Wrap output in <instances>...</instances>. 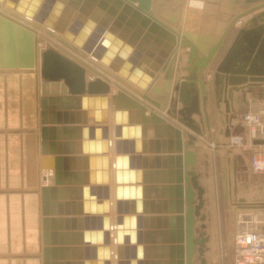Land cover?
Returning a JSON list of instances; mask_svg holds the SVG:
<instances>
[{
	"label": "water",
	"instance_id": "1",
	"mask_svg": "<svg viewBox=\"0 0 264 264\" xmlns=\"http://www.w3.org/2000/svg\"><path fill=\"white\" fill-rule=\"evenodd\" d=\"M203 3V0L190 2L188 10L190 14L187 16L184 31L180 33L167 26L165 22L171 26L179 25L184 0H0V19L12 22L20 32L27 33L33 41L34 59L22 64V67L37 73L38 57L40 61L42 153L56 154L55 185L41 186L45 229L49 222L47 216L49 192H55L56 185L61 183V163L62 160H67L55 150L54 143L50 148L47 146L48 132L52 134L54 131V128L45 126L48 122L53 123L45 117L47 103L52 104L54 100L52 96H48L50 94L47 88L62 87L63 90L59 94L72 95L79 102L80 95L83 94H102L105 101L106 95L111 91L112 77L115 79L114 85L118 88L112 95L116 105H119V100H125L128 108L136 110L139 115L138 122L142 124L143 138H146L147 129L152 125L155 138L150 140V143L155 146L156 153H170L168 156L157 154L155 160L157 166L169 160L173 183L169 188L174 190L169 200L149 202L148 187L140 185V172L138 186H128L134 179L132 176L129 177L124 169L136 162L137 168L147 167L148 158L140 154L146 152L147 141L143 140L141 149L131 148L130 153L137 152L138 156L132 155L129 158L124 156L127 159L124 163L123 155L119 153L121 145L118 139L121 131L116 126L114 135L117 156L114 166L118 185L115 207L119 214L116 221L118 229L116 239L119 245L115 264H136L129 262L130 258L135 257V251L130 253L123 246L129 242L128 234L124 232L129 221H132L133 227L137 222L139 244L143 240L148 242L147 235L151 232L145 229L149 226L155 227L156 223L157 227L164 224L170 228L168 232H164L169 235L171 242V259H166L165 264L209 263L206 252L209 250L207 242L210 236L206 231L207 215L203 212L206 202L205 188L199 182L195 151L199 138L210 140L212 135V118L208 109L209 88L204 75L210 70L227 35L236 23L253 13L239 28L213 74L214 100L221 116L220 123L237 118L238 112L233 105L235 96L242 93L243 99H246L248 92H253L257 87H264V0H207L205 7L208 5L216 9L210 16L215 18L219 11L217 17L222 20L219 34L213 37L209 35L212 30H205L206 28L203 33L196 32V29L201 28L198 26L201 18H196L192 14L194 7L200 8L204 6ZM93 4H98V7L90 16L92 21L86 20L81 13H87L86 6L93 7ZM2 10L11 13L12 16ZM76 11L78 19L69 25V17ZM155 12L158 15H155ZM212 18L204 20L205 23L212 25ZM91 27L94 28L93 31ZM39 29L54 39L47 41L41 48L38 47ZM178 48L185 49L188 56L186 64L178 68H182L185 73L177 76L178 79L174 81L175 71L169 66L172 52ZM181 58L179 57L178 61ZM143 64L147 68H144ZM160 71L165 79L161 86L156 83L157 73ZM87 72L91 73L89 79ZM222 102L225 104V110L222 109ZM178 103L181 104L180 107ZM147 111L148 114H144ZM117 112L116 110V124ZM195 115L198 119L194 117ZM104 121L105 119L102 120ZM160 129L166 131L167 136H162ZM230 135L228 128L226 136ZM104 136L108 137L106 130ZM137 136H140L139 129ZM184 137L187 139L185 142ZM107 166L109 167V164ZM43 168L52 167L44 164ZM225 176V183L228 185L227 168ZM144 182H147V172L144 175ZM151 188L159 189L158 186ZM122 198L124 201H121ZM127 198L131 199L130 205L126 201ZM149 207L151 212L172 214L169 216L143 214L149 213ZM127 212L138 213V216L129 218L123 215ZM109 221L108 218V224ZM45 245L43 264H51L48 242L45 241ZM139 249L137 255L141 259L143 257L141 245ZM107 259V264H112L109 246ZM139 264L162 263L160 260L155 262L146 258L143 262L140 260Z\"/></svg>",
	"mask_w": 264,
	"mask_h": 264
},
{
	"label": "crops",
	"instance_id": "2",
	"mask_svg": "<svg viewBox=\"0 0 264 264\" xmlns=\"http://www.w3.org/2000/svg\"><path fill=\"white\" fill-rule=\"evenodd\" d=\"M69 5V4H68ZM98 4L93 7L86 6L87 13H81L86 20L91 19ZM74 13L69 25L77 18ZM207 17H202L201 27L205 26ZM187 19H181L179 25L186 26ZM200 22V21H199ZM85 23V21H83ZM42 31H38V47L41 48ZM41 36V37H40ZM187 51L180 49L172 52L170 68L174 72V81L185 71L180 68L186 64ZM179 57L182 59L179 60ZM33 41L25 32H20L15 24L8 20L0 19V264H43L45 241L48 242L49 261L57 264H107V248H111V262L117 260L118 242L116 239L118 229L116 226L117 202L115 177V111L117 110L121 123L119 127H126L129 133L122 140L131 148H142V142L147 141L146 152L140 154L148 158L147 167L137 168V162L127 166L129 177H133L132 186H138L137 179H141V186H147V200L171 199L174 190L169 188L172 181L169 160L164 164H156L155 156H168L170 153H156L150 140L155 138L154 128L150 125L146 138L142 136V124L138 122L139 115L136 110H130L125 100H119V105L113 101L112 95L117 91L111 84V91L107 96L106 122H98L95 119L102 117L103 108L89 104L97 103L102 94L80 95L81 101L69 94H59L62 87L48 86L49 94L54 98L52 104L46 105L45 117L48 127L54 128L52 134L48 132L46 140L48 148L54 143L55 150L67 160L61 163V183L56 185V191L49 192L48 196V226L45 229L43 219V200L41 186L55 185V156L56 154L42 153V93L40 79V61L37 60V73L32 69H25L22 64L33 61ZM177 59V60H176ZM144 68H147L143 64ZM178 76V77H177ZM91 73L87 72V78ZM115 81L114 78L111 77ZM165 82L163 73H158L156 83L161 86ZM62 84V83H61ZM62 86V85H61ZM264 87L255 88L254 92H248L246 100L242 93L235 96L234 108L239 112L254 109L253 98H264ZM263 92H262V91ZM261 91V92H260ZM51 93H53L51 95ZM57 93V94H56ZM256 96V97H255ZM97 101V102H96ZM249 102V107L247 108ZM82 106L80 107V105ZM181 104L178 103V107ZM222 108L225 110V105ZM216 108V106H215ZM244 108V109H243ZM247 108V109H246ZM246 110V111H245ZM243 112V113H244ZM212 135L211 140L199 138L196 141L197 155L196 170L199 182L205 188V209L207 215V234L210 236L207 245L209 250L206 256L209 264L217 261V243L221 230L220 201L217 185L215 184V169L217 156L220 158L224 171H229V183H225L224 201L227 208L236 216L240 211L259 210L264 213V182L251 186L249 182H243V189L237 192L239 180L235 172H243L246 176L259 178L262 174H255L247 159L240 149L224 146L226 142V130L231 135L242 133L246 127L241 121L242 115L229 121L220 123V114L216 108V116L211 112ZM144 114H148V111ZM230 114V113H229ZM224 116V115H223ZM94 117V118H93ZM97 117V118H96ZM196 119L198 117L194 116ZM225 117V116H224ZM151 124V123H150ZM107 129L109 142L104 145V129ZM139 129L140 136H137ZM162 136H167L166 131L160 129ZM216 130V131H215ZM246 132V130L244 131ZM165 133V134H164ZM246 137L247 134L245 133ZM168 137H166L167 139ZM186 137L183 138L185 142ZM218 142V149L210 148V142ZM105 149V150H104ZM107 149V150H106ZM107 151V152H106ZM125 156H138L137 152H121ZM52 168L46 170L43 165ZM109 164V167L107 166ZM130 164V162H129ZM43 171V172H42ZM147 172V182L144 175ZM133 173V174H132ZM45 176H49L46 181ZM241 176V175H240ZM131 177V178H132ZM45 181V182H44ZM159 187L154 190L150 187ZM121 201H124L123 198ZM128 205L131 199L127 198ZM143 213L149 216H164L172 213ZM129 218L137 217L138 213L127 212ZM109 218V224L107 219ZM213 223V224H212ZM232 225L230 235L233 237L235 223ZM149 226L147 230V243L137 242V222L133 227L129 221L125 233L129 242L123 244L126 251L134 250L136 255L129 262L138 263L148 260H158L165 264L166 259H171V242L167 233L170 228L162 224L161 227ZM216 227V228H215ZM144 232V228H142ZM161 232V233H155ZM144 236V233H143ZM231 237V238H232ZM135 240V241H134ZM213 242V243H212ZM215 244V245H213ZM141 251V259L137 255ZM131 257V256H130Z\"/></svg>",
	"mask_w": 264,
	"mask_h": 264
},
{
	"label": "built area",
	"instance_id": "3",
	"mask_svg": "<svg viewBox=\"0 0 264 264\" xmlns=\"http://www.w3.org/2000/svg\"><path fill=\"white\" fill-rule=\"evenodd\" d=\"M254 102L255 108L246 111L242 117V123L248 129L247 138L243 135H232L228 139V144L242 151L256 147L250 160V167L253 173L264 174V100ZM212 146L215 144L212 143ZM233 244L234 264H264L263 212L250 210L238 215Z\"/></svg>",
	"mask_w": 264,
	"mask_h": 264
},
{
	"label": "rangeland",
	"instance_id": "4",
	"mask_svg": "<svg viewBox=\"0 0 264 264\" xmlns=\"http://www.w3.org/2000/svg\"><path fill=\"white\" fill-rule=\"evenodd\" d=\"M3 12H5L7 15L12 16L11 13L6 12L4 10H2ZM157 13V12H156ZM158 14V13H157ZM253 15V13L243 17L242 19H240L236 25L233 27V29L229 32V34L227 35V38L225 40V43L223 44L220 52L218 53L213 65L211 66L210 70H208L204 77L206 78L207 82H208V88H209V103H208V109L210 112L213 113V115L216 116V108H215V100H214V89H213V74L215 71V68L217 66V64L220 62L222 56L224 55V53L226 52V50L228 49L231 41L234 39V37L236 36L239 28ZM14 17V16H13ZM17 18V17H14ZM20 20V19H19ZM43 32V31H42ZM44 33V32H43ZM45 34V33H44ZM46 35V34H45ZM48 36V35H46ZM49 37V36H48ZM43 41H40V44H42ZM182 59V58H181ZM258 88V87H257ZM260 89L263 87H259ZM255 90V89H254ZM263 90V89H262ZM261 90V91H262ZM260 91V92H261ZM264 91V90H263ZM262 91V92H263ZM254 92V91H253ZM240 97V94L238 95ZM256 97V96H255ZM246 100V99H245ZM255 100H264V98H254L253 101ZM224 102H222V108H224ZM249 107V102L247 105V108ZM246 108V109H247ZM244 109V108H243ZM249 109H247L248 111ZM218 111V110H217ZM246 111V110H245ZM244 110H240L238 112V115H244ZM238 117V116H237ZM243 117V116H242ZM242 121V118H241ZM246 130V132H244ZM245 130L242 129V133L240 134H235V135H243L246 133L248 135V129L246 128ZM216 131V130H215ZM232 136V135H230ZM230 136H227L226 142L223 143L224 146H229L230 144H228V139L230 138ZM245 137V136H244ZM247 138V136L245 137ZM211 140V139H210ZM212 143L215 144V146H212ZM218 142L215 141H211L210 142V148L212 149H218ZM231 147V146H230ZM256 147H250V149L245 150L243 152H245L244 156L251 160V157L254 153ZM241 175V176H240ZM225 171L222 165V162L220 160V158L217 156V161H216V169H215V184L217 185V189H218V194H219V201H220V215H221V230L219 233V242L217 243V252H219V256L217 261L213 262L212 264H234V244H233V237L230 235V231L232 230V225L229 224L230 220L234 219V223H235V227L237 224V219H238V215L242 212L240 211L239 213H237V215L235 216L233 214V212L231 210H229L227 208V203L224 201V192H225ZM237 180H239V182H241L238 186V188L236 189L237 192H241V188L243 189V182H249L251 184V186H255L258 185L260 182L263 183L264 182V174H262L259 178H256L254 176L251 175V177L246 176V174H244L243 172H236V176ZM261 218V216H260ZM259 218V219H260ZM262 221V219L260 220ZM235 230V228H234ZM232 237V238H231ZM210 262V261H209ZM209 264V263H208Z\"/></svg>",
	"mask_w": 264,
	"mask_h": 264
},
{
	"label": "bare ground",
	"instance_id": "5",
	"mask_svg": "<svg viewBox=\"0 0 264 264\" xmlns=\"http://www.w3.org/2000/svg\"><path fill=\"white\" fill-rule=\"evenodd\" d=\"M191 1H193V2H197V1H201V0H184V7H183V10H182V14H181V19H187V16H189L188 14H190V12H188V10H189V8H190V2ZM204 1V3H203V5L204 6H202V7H200V8H198V7H194L195 9H194V14H192V15H194V17H199V19L201 18V20H200V22L198 23V26H201V23H202V17L203 16H206L207 18H212L210 15L213 13L212 11H214V10H216V9H214V8H210V6H208V5H206V7H205V3L207 2V0H203ZM213 5V4H212ZM219 10V9H218ZM212 12V13H211ZM217 15H216V17L214 18H212L211 19V23H212V25H210V24H206L205 26H203V27H201V28H198V29H196V32L197 33H203V31H204V28H206L205 30H212V32L209 34V32H207L206 31V33H208L209 35H211L212 37L214 36V35H218L219 34V32H220V26H221V21L222 20H220L219 19V17H217L218 16V14H219V11H218V13H216ZM155 15H158L156 12H155ZM224 16H226L225 14H224ZM72 17H73V15L72 16H70L69 17V21L72 19ZM221 18V17H220ZM78 19V18H77ZM181 19H180V21H181ZM165 24L167 25V26H170V27H173L174 29H175V31H177V32H183L184 31V28H183V26L181 27L180 25H178V26H171L169 23H167V22H165ZM93 27H91V30L93 31ZM182 30V31H181ZM39 32H41L42 30L41 29H39L38 30ZM56 34H60L59 32H55ZM41 37V36H40ZM42 41H43V43H42V45H40L41 47H43L44 45H45V43L47 42V41H52V40H54L53 38H51V37H48V36H46L44 33H42V39H41ZM209 44H211V42H209ZM180 49H183V48H178V49H176L177 50V52H179V50ZM176 52V51H175ZM174 52V53H175ZM106 68H108L107 66H106ZM109 69V68H108ZM159 73V72H158ZM157 73V74H158ZM140 77V76H139ZM114 80H112L111 79V84L113 85V86H115L114 85ZM115 88L118 90V88L115 86ZM117 92V91H116ZM140 97V96H139ZM104 95H103V97L97 102V103H91V104H89V106L92 108V109H94V106H97V107H99V108H103V112H102V117L100 118L99 116H98V118H97V120H98V122H102V120L103 119H105V121L104 122H106L107 121V119L105 118L106 117V115H107V113L109 114V110H107V99L104 101ZM113 99V98H112ZM114 101V100H113ZM151 106V105H150ZM153 107V106H152ZM156 110H159V109H157L156 108ZM162 114H165V112L164 111H161V110H159ZM117 117H118V123L116 124V121H115V124L119 127V124L121 123V121H120V117H119V114L117 113ZM115 118H116V111H115ZM116 127V126H115ZM105 130H106V132H107V129L105 128L104 129V135H105ZM119 130L121 131V136L119 137V139H118V142H119V144L121 145V149H120V152L119 153H121V152H131V147H128V146H126V143L125 142H123V138L125 137V136H127V134L129 133V129L128 128H126V127H119ZM108 134V133H107ZM109 136V135H108ZM115 139H116V137H115ZM104 145H105V148H106V146H108V144H109V142L107 141V138H104ZM115 142H116V140H115ZM115 142H114V144H115ZM137 149V148H136ZM122 150V151H121ZM115 151H116V149H115ZM107 152V151H106ZM117 153V152H116ZM131 157V156H129V154L128 155H125V157ZM122 159H123V162L124 163H126L127 162V159H125L124 158V156H122ZM129 161V160H128ZM122 162V161H121ZM130 162V161H129ZM129 162H128V165H129ZM45 169V168H44ZM51 169V168H50ZM46 170H49V169H46ZM43 172V171H42ZM53 175H54V172H53ZM128 175H130V174H128ZM48 178H50L49 176H45V181L48 179ZM44 181V182H45ZM118 213V212H117ZM259 216V215H258ZM261 216V215H260ZM213 224V223H212ZM216 228V227H215ZM213 243V242H212ZM213 245H215V244H213ZM140 262V261H139ZM139 262L138 263H136V264H139Z\"/></svg>",
	"mask_w": 264,
	"mask_h": 264
}]
</instances>
